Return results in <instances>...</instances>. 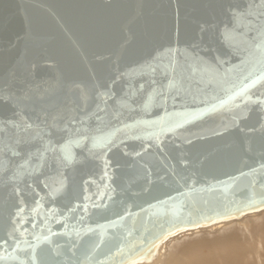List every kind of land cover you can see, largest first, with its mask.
<instances>
[{
	"label": "water",
	"instance_id": "water-1",
	"mask_svg": "<svg viewBox=\"0 0 264 264\" xmlns=\"http://www.w3.org/2000/svg\"><path fill=\"white\" fill-rule=\"evenodd\" d=\"M0 122V264H142L264 210V0H0Z\"/></svg>",
	"mask_w": 264,
	"mask_h": 264
},
{
	"label": "bare ground",
	"instance_id": "bare-ground-1",
	"mask_svg": "<svg viewBox=\"0 0 264 264\" xmlns=\"http://www.w3.org/2000/svg\"><path fill=\"white\" fill-rule=\"evenodd\" d=\"M145 262L142 264H264V210L172 236Z\"/></svg>",
	"mask_w": 264,
	"mask_h": 264
},
{
	"label": "snow or ice",
	"instance_id": "snow-or-ice-1",
	"mask_svg": "<svg viewBox=\"0 0 264 264\" xmlns=\"http://www.w3.org/2000/svg\"><path fill=\"white\" fill-rule=\"evenodd\" d=\"M237 23H240L239 15H237ZM199 63H201L199 57H193L192 58L193 67H195V65L199 64ZM219 66H220V64L217 63L216 68H219ZM173 70L175 71V69H173ZM200 71H201L202 74H206V73L215 71V69H213L210 66L205 64V65H203L200 68ZM251 75L252 74L249 73L248 75H245V76H243L242 79H240V84L242 85V87L239 89L240 92H246L247 89L249 88V85L255 83V81L251 79ZM245 81H247V83H245ZM233 95H235V93H233ZM24 98H26V95H25V97H22L20 99H24ZM231 98H232L231 96L228 97V99H231ZM165 102H166V99H165ZM220 103L221 104L227 103V100L222 99V100H220ZM100 110L102 111L103 109H100ZM7 123L12 125L13 127H15L17 129V133H19V131H21V126H20L19 123H14L12 121H8ZM72 123H74V121ZM80 124L81 125L83 124V120L80 121ZM173 126L179 127L178 124H174ZM31 127H33L31 124H25L23 130L26 131L28 128H31ZM65 130L68 131L70 136H69V140L67 141V143H65L64 145H61V151L64 152L65 159L68 160L69 162H71L72 155H71V152H70V145H73V144L79 145L81 143V139L87 138V137H83L81 139H72L71 138L73 135H76V134L80 133L81 131H83L84 129L82 127H77V128H75V130H73V128L68 127V125L66 124L65 125ZM4 131H6V129L4 127V122H0V132H4ZM45 131H46L45 129H38L36 131V133H35V136L33 138H42L43 134L45 133ZM117 131H119V129H117ZM112 135H114V133H109L107 136H102V137H93V140H94L93 146L96 147V146H99V145H106L108 142H110ZM19 142H20V140L17 139V143H19ZM46 150H47V146H46ZM13 155H19V153L13 151ZM26 163L27 162H25L24 165H21V167H25ZM58 191H59V188H56L50 194L55 196L56 193H58ZM37 205L39 206V201L37 202ZM33 211H36V209H34ZM160 228L162 229V232H161L160 235L173 234L172 230L170 228H167L163 224L160 225ZM155 239H159V236L156 237Z\"/></svg>",
	"mask_w": 264,
	"mask_h": 264
}]
</instances>
